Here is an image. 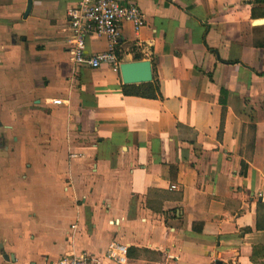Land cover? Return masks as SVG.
<instances>
[{"label": "crops", "instance_id": "crops-1", "mask_svg": "<svg viewBox=\"0 0 264 264\" xmlns=\"http://www.w3.org/2000/svg\"><path fill=\"white\" fill-rule=\"evenodd\" d=\"M118 1L155 99L72 63L79 0H0V264H264V0Z\"/></svg>", "mask_w": 264, "mask_h": 264}, {"label": "built area", "instance_id": "built-area-1", "mask_svg": "<svg viewBox=\"0 0 264 264\" xmlns=\"http://www.w3.org/2000/svg\"><path fill=\"white\" fill-rule=\"evenodd\" d=\"M71 36L67 43L72 63L77 67L98 69L109 65L115 73L120 72L121 61L117 55V47L125 24L132 25L138 34L147 24L144 12L136 5H123L118 0H79L77 5L68 11ZM93 35L106 36L110 41V49L105 53L89 56L87 39ZM54 101V105H61ZM75 229V227H74ZM126 245L112 243L109 255L122 261L128 256ZM56 264H105L92 255H64Z\"/></svg>", "mask_w": 264, "mask_h": 264}, {"label": "water", "instance_id": "water-1", "mask_svg": "<svg viewBox=\"0 0 264 264\" xmlns=\"http://www.w3.org/2000/svg\"><path fill=\"white\" fill-rule=\"evenodd\" d=\"M33 0H28L26 17L31 12ZM255 24L263 25L264 20L256 21ZM120 73L125 85L151 83L153 81L152 64L149 61L122 63Z\"/></svg>", "mask_w": 264, "mask_h": 264}, {"label": "trees", "instance_id": "trees-1", "mask_svg": "<svg viewBox=\"0 0 264 264\" xmlns=\"http://www.w3.org/2000/svg\"><path fill=\"white\" fill-rule=\"evenodd\" d=\"M118 56H119V59L122 60V57H120V55ZM135 60L140 62L143 59L140 57H136ZM154 73H155V70H154ZM157 89H158L157 86L155 87L153 83H149V84H142L140 86L126 87L125 93L127 95H135V96H139L142 98L155 99L157 97L156 95ZM253 261L257 263L256 253L253 256Z\"/></svg>", "mask_w": 264, "mask_h": 264}]
</instances>
